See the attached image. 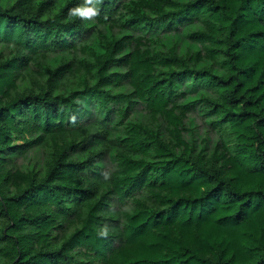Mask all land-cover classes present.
<instances>
[{
	"label": "trees",
	"instance_id": "obj_1",
	"mask_svg": "<svg viewBox=\"0 0 264 264\" xmlns=\"http://www.w3.org/2000/svg\"><path fill=\"white\" fill-rule=\"evenodd\" d=\"M83 4L0 0V264H264V0Z\"/></svg>",
	"mask_w": 264,
	"mask_h": 264
},
{
	"label": "clouds",
	"instance_id": "obj_2",
	"mask_svg": "<svg viewBox=\"0 0 264 264\" xmlns=\"http://www.w3.org/2000/svg\"><path fill=\"white\" fill-rule=\"evenodd\" d=\"M99 3H101V0H84V4L82 6L70 10L69 14L83 20H92L98 15L96 5ZM101 235L106 236V230L102 231Z\"/></svg>",
	"mask_w": 264,
	"mask_h": 264
}]
</instances>
